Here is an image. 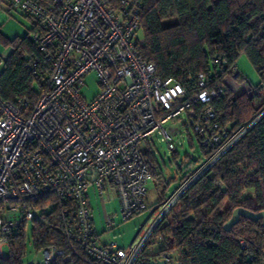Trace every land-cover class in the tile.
Listing matches in <instances>:
<instances>
[{"label":"built area","instance_id":"obj_1","mask_svg":"<svg viewBox=\"0 0 264 264\" xmlns=\"http://www.w3.org/2000/svg\"><path fill=\"white\" fill-rule=\"evenodd\" d=\"M139 0H0V12L21 11L34 21L30 39L48 64L35 105L0 95V257L8 249V234L33 220L41 211L34 203L52 197L61 207L63 232L101 264H133L156 226L179 196L206 172L248 130L264 118L262 107L234 132L211 103L227 94L223 82L210 86L203 72L196 89L187 90L172 77L162 78L155 65L140 56ZM4 59L0 54V77ZM94 73L99 89L83 93L85 77ZM227 84L233 91L247 86L232 65ZM190 127L203 148L215 150L178 189L159 205L158 214L143 236L128 249L102 244L89 204V190L112 192L119 215L126 221L145 211L150 172L139 144L163 141L175 152L164 125ZM159 134V138L157 137ZM50 216V215H49ZM112 217L106 226L113 227ZM246 247L244 241H240ZM74 251V245L70 246ZM32 264L69 260L65 249L50 245L39 250ZM166 264L172 256L164 252Z\"/></svg>","mask_w":264,"mask_h":264},{"label":"trees","instance_id":"obj_2","mask_svg":"<svg viewBox=\"0 0 264 264\" xmlns=\"http://www.w3.org/2000/svg\"><path fill=\"white\" fill-rule=\"evenodd\" d=\"M139 2L143 38L138 45L140 56L155 65L160 77L179 81L187 90V97L196 89L197 73L203 72L210 86L221 84L241 53L259 75L258 90L264 89V0ZM33 30L31 28V32ZM3 43L11 51L4 59L0 95L10 102L21 98L31 109L44 88L43 79L48 70L44 54L28 36L3 38ZM259 97L258 93L250 96L242 92L233 97L225 94L211 105L234 132L264 107V100L258 102ZM200 151L207 159L215 150L200 146ZM145 156L150 176L162 177L164 182L172 180L171 176L167 179L165 173L163 175L148 151ZM185 160L190 161L187 157ZM191 172H186L180 183ZM48 198L34 203L41 215L40 220L32 221L29 239L26 223L8 234V253L0 257V264L26 262L28 245L37 252L50 245L65 249L69 260L58 257L50 264H101L66 237L58 204L44 212L48 201L53 200ZM166 199L162 196L156 204ZM237 207L254 212L264 210V118L179 196L133 264H148L164 252L171 256L174 252L177 264H264L261 220L240 217L229 230L223 228ZM240 241H244L246 247H242ZM71 245L74 251L70 250ZM155 245L157 251L151 252Z\"/></svg>","mask_w":264,"mask_h":264},{"label":"rangeland","instance_id":"obj_3","mask_svg":"<svg viewBox=\"0 0 264 264\" xmlns=\"http://www.w3.org/2000/svg\"><path fill=\"white\" fill-rule=\"evenodd\" d=\"M33 23L34 21L27 18L21 11L12 10L11 12H0V54L3 59L11 51V48L3 43V38L14 39L25 36L30 38ZM138 35L141 36V31ZM235 66L241 74V78L246 80L247 86L233 91L229 86L234 87V83L230 84V82L227 84V80L230 79V74H227L224 77V83L228 88L227 95L233 97L236 94L246 92L248 95L253 96L258 93L260 95L258 102L264 100V89L258 90V86L260 85L259 75L244 53L238 56ZM84 81L86 85L83 88V93L87 98H90L99 89L95 74L93 72L90 73L85 77ZM180 118L181 120L178 122L174 121L164 125L171 132L172 143L176 151L175 154H172L167 149L165 142L156 139L150 145L146 143L139 144L142 151H148L153 156L157 167L159 166L163 175L166 170L170 171L172 179L164 182L162 177L150 176L147 183L148 208L145 211L134 215L126 221H122L119 215V202L116 196L109 191H105L103 195H99L90 189L89 200L91 203L92 217L95 229L99 234L98 239L100 242L106 244L114 242L117 246L124 249H128L135 244L143 236L150 223L158 214L159 205L156 204L157 201L162 196L167 198L171 197L181 184V177L186 172L196 170L205 160V156L200 151L199 141L192 129L183 125L185 123V116L183 115ZM157 137H160L159 134H157ZM184 154H189L191 158L188 163L184 158V164H182V156ZM175 176L177 177L176 179ZM108 216L112 217L114 222L113 227L106 226ZM32 226V221L26 223V235L28 239L31 235ZM157 248V245L153 246L151 252L157 251ZM2 252L3 256L7 255L8 250L6 246H3ZM40 256V251H35L30 245L27 246L26 261L33 258L39 260ZM167 264H177L176 254L174 252L172 254V260Z\"/></svg>","mask_w":264,"mask_h":264},{"label":"water","instance_id":"obj_4","mask_svg":"<svg viewBox=\"0 0 264 264\" xmlns=\"http://www.w3.org/2000/svg\"><path fill=\"white\" fill-rule=\"evenodd\" d=\"M185 157H187V159L191 158L189 154H184L182 156V159H184ZM165 175H166V178L169 179L170 171L166 170ZM176 178L177 177H175V179ZM240 217H245V218H248L254 221L261 220L262 226H264V210L254 212V211L248 210L243 207H237L232 211L230 218L224 223L223 225L224 230H229L232 226H234L238 222ZM33 220H40V216L36 211L33 212ZM32 262H33V259H30L29 261H26L23 264H32ZM148 264H166V262L165 260L155 258V259L150 260Z\"/></svg>","mask_w":264,"mask_h":264},{"label":"crops","instance_id":"obj_5","mask_svg":"<svg viewBox=\"0 0 264 264\" xmlns=\"http://www.w3.org/2000/svg\"><path fill=\"white\" fill-rule=\"evenodd\" d=\"M176 177V176H175ZM92 190H94V189H92ZM90 191V190H89ZM88 197H89V194H88ZM89 204H90V207H91V203H90V200H89ZM94 221V220H93ZM95 226V225H94ZM96 233H97V231H96ZM97 235L99 236V234L97 233ZM99 240V239H98ZM100 242V241H99ZM100 243H102V242H100ZM104 244V243H103Z\"/></svg>","mask_w":264,"mask_h":264}]
</instances>
